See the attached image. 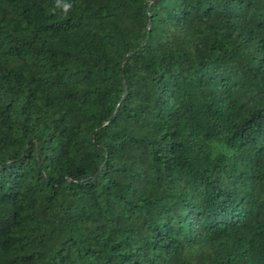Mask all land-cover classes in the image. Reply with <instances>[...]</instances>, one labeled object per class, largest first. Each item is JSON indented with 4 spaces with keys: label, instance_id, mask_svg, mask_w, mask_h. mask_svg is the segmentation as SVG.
<instances>
[{
    "label": "trees",
    "instance_id": "obj_1",
    "mask_svg": "<svg viewBox=\"0 0 264 264\" xmlns=\"http://www.w3.org/2000/svg\"><path fill=\"white\" fill-rule=\"evenodd\" d=\"M0 264H264V0H0Z\"/></svg>",
    "mask_w": 264,
    "mask_h": 264
}]
</instances>
